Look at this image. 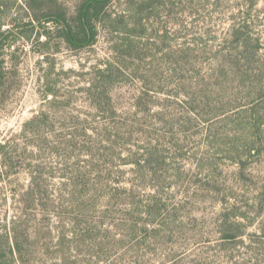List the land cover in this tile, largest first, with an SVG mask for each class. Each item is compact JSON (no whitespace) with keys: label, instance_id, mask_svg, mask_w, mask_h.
<instances>
[{"label":"trees","instance_id":"16d2710c","mask_svg":"<svg viewBox=\"0 0 264 264\" xmlns=\"http://www.w3.org/2000/svg\"><path fill=\"white\" fill-rule=\"evenodd\" d=\"M114 1L81 0L71 14L59 0L29 4L39 22L57 25L56 37L71 49L92 46L101 29L124 36L109 41L111 57L88 73L85 90L94 107L113 118L99 120L88 139L71 130L59 135L50 105L0 143V182L11 186L19 174L28 177L21 188L11 186L8 213L0 218V264H144V248L149 253L159 245L183 246L181 229L197 195L213 188L224 194L216 176L223 162L238 164L244 175L249 157L264 158V57L252 7L236 17L215 67L204 75L185 48L161 58L152 52L147 23L144 44L129 36L125 15L111 9ZM142 1L133 7L140 15L137 29L167 3ZM7 31L0 22L1 40ZM51 33H43L46 44ZM160 40L166 44L167 38ZM139 50L144 76L133 66L143 59ZM5 63L1 57L0 81L9 74ZM124 76L144 79L135 103H144L138 110L144 118L115 120L114 84ZM224 195L236 202L228 206L230 215L250 218L245 227L258 217L253 210L238 213L237 193ZM226 220L224 238L233 241L241 234Z\"/></svg>","mask_w":264,"mask_h":264},{"label":"rangeland","instance_id":"374dc122","mask_svg":"<svg viewBox=\"0 0 264 264\" xmlns=\"http://www.w3.org/2000/svg\"><path fill=\"white\" fill-rule=\"evenodd\" d=\"M80 1L59 0L61 7L69 14L75 12ZM137 1L115 0L111 9L113 13L125 15L129 36L143 44L144 22L147 23L145 39L151 40L152 52L158 53L160 58L165 52L185 48L197 56L195 65L203 74L206 73L215 67L221 42L228 35L236 17L251 7L250 19L254 22V32L260 38V53L264 57V0H167L161 6L158 17L147 21L143 17V25L138 29L134 24L140 15L133 9ZM3 2L0 22L8 31L0 39V54L6 60L5 71L9 74L0 81V143L18 134L25 121L49 110L50 105H53L51 110L55 111L53 118L59 135L71 130L82 139H88L99 120L113 118L110 111L99 112L85 92L90 78L88 73L111 57L109 41L119 39L117 36L123 37L124 34L119 31L108 34L101 29L95 44L80 50L71 49L56 37L60 30L55 23L39 22L35 18L29 8L31 0ZM142 2L144 5V0ZM47 31L52 32L50 44H46L47 37L43 34ZM163 35L167 38L166 44L160 40ZM138 53L143 59L133 66L140 68L138 76H144V73H140L144 72V50ZM47 73L48 80L44 77ZM114 85L115 120L144 118V113L138 111L144 109V100H141L142 108L135 106L140 101L138 96L144 79L124 76ZM46 90L51 93L45 98ZM68 117H72V121H66ZM260 159L258 156L249 157L245 168L242 167L244 175L239 174L241 167L230 161L223 162L216 174L222 182L224 194L232 190L239 195L242 202L237 204L239 214L247 210L257 214L253 223L245 227L250 218L242 219V215L234 217L235 214L231 213L232 217L228 206L236 203L235 199H225L227 196L223 192L213 188V191L195 197L191 217L181 229L184 234L180 239L183 246L159 245V250L149 253L144 248V264H264V208L257 213L259 207L264 206V158ZM190 168L189 163L187 169ZM27 182L28 177L23 172L13 179L11 186L21 188ZM11 186L0 182V218L8 213ZM4 198H8L9 202L5 203ZM227 218H230L231 224H235V232L241 234L233 241L224 238ZM170 254L175 257L167 260ZM122 264H127V260Z\"/></svg>","mask_w":264,"mask_h":264}]
</instances>
